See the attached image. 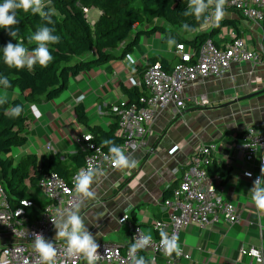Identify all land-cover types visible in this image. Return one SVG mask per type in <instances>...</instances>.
Returning a JSON list of instances; mask_svg holds the SVG:
<instances>
[{"label": "crops", "instance_id": "crops-1", "mask_svg": "<svg viewBox=\"0 0 264 264\" xmlns=\"http://www.w3.org/2000/svg\"><path fill=\"white\" fill-rule=\"evenodd\" d=\"M45 3L49 5L48 0ZM90 10L97 11L96 18L90 21L93 24L101 11ZM225 11L226 18L233 22L220 28L214 37L215 43L222 46L228 42L229 32L233 30L251 49L261 53V61L233 64L222 76L198 79L183 90L184 98L205 94L207 105L188 106L178 113L170 106L155 114L146 135L148 145L129 155L135 159L136 167L114 168L99 175L92 186L96 198L84 201L81 206L80 215L96 239L107 241L117 233L115 243L126 244L128 225L119 224L118 219L130 214L129 221L154 236L152 222L168 217L162 205L163 191L178 180L180 169L188 164L200 143L213 141L217 144L214 166L225 177L223 194L237 206L242 222L228 225L221 221L203 227L190 223L179 235L181 245L190 252L187 264H254L250 256L240 252L241 247L249 246L259 248L264 256V213L258 211L251 200L252 182L240 173L241 169L250 167L242 163L237 136L249 126L257 131L264 129V23L245 19L234 9ZM153 38L162 40L159 33L152 34L150 39ZM144 42L142 36L139 44L124 58L111 59L81 71L70 79L67 89L52 100L24 101L26 143L13 148L14 159L24 153L51 154L72 167L70 156L78 147H72L71 139L88 131L76 120V104L86 106L89 124L108 129L114 117L112 105L126 98L120 84L139 83L144 69L142 67L140 72L139 67L145 66L148 57L160 54L174 63L179 59L174 49L172 55L171 47V54L164 56L159 53L161 45L156 47L154 41L151 45L148 41L143 47ZM129 54L134 63L126 59ZM14 96L22 99L17 90L0 88V98ZM33 105L38 114L32 110ZM174 169L178 173H174Z\"/></svg>", "mask_w": 264, "mask_h": 264}, {"label": "built area", "instance_id": "built-area-1", "mask_svg": "<svg viewBox=\"0 0 264 264\" xmlns=\"http://www.w3.org/2000/svg\"><path fill=\"white\" fill-rule=\"evenodd\" d=\"M226 6L238 11L245 19L264 23V0H227ZM89 10L90 8L83 7L86 16ZM212 11V8H209L208 16L212 15ZM208 25L215 26L212 22ZM229 34L231 39L222 46L211 38H207L197 50L176 43L174 50L179 59L173 63L171 70L161 68L158 62L149 64L141 79L145 93L140 95L137 101L127 102L124 98L112 105L113 122L117 125L116 134L122 139L118 146L123 148L126 155L148 145L146 135L158 111L172 106L178 113L188 106L208 104L205 94L183 97V90L189 84L201 78L220 77L233 64H258L261 61V53L251 49L244 38L237 36L233 30ZM133 84L138 86L141 83ZM85 137L91 139L86 141ZM93 139L89 131L74 135L73 140L78 145V150L84 152V161L69 180L55 172L41 177L37 185L48 200L42 207L27 199L20 200L21 205L13 206L0 183V264H40L38 254L33 249V236L36 233L55 243L58 252L56 264H87L82 256H65V242L63 239L55 240V228L50 217L70 208L78 200L74 177L82 168H86L89 162L99 164L102 174L114 169L111 161L105 160L108 149L102 148ZM216 150L215 142H201L190 156L188 164L180 169L177 184L172 188L170 195L162 200L168 217L166 220L158 219L152 222L151 227L155 233L152 236V244L139 251L138 256H143L146 260L155 257V264H187L190 252L183 248L180 240L182 254L179 257L175 254L171 258L164 255L160 249L161 229L179 238L180 232L190 223L203 227L221 221L228 225L242 222L237 206L223 194V172H208V168L214 163ZM238 150L242 163L250 167L241 169L240 173L253 184L261 175L260 168L264 165V129L257 131L252 126L247 127L242 133ZM174 173H178V170L174 169ZM25 207H34L38 216L28 215ZM118 223H127L128 242L119 244L96 239L100 245V259L97 264H130L131 243L138 233L146 234L140 225L129 221L127 216L120 217ZM240 252L250 256L254 264H264V256L259 248L241 247Z\"/></svg>", "mask_w": 264, "mask_h": 264}, {"label": "trees", "instance_id": "trees-1", "mask_svg": "<svg viewBox=\"0 0 264 264\" xmlns=\"http://www.w3.org/2000/svg\"><path fill=\"white\" fill-rule=\"evenodd\" d=\"M83 7L101 11L93 24L88 20ZM187 7L188 0H50L45 10H51L53 24L47 26L55 28L54 34L60 37V42L49 45L54 60L48 67L41 68L37 65L32 72L9 68L3 62L2 48L9 41L15 43V40H12L5 29L0 28V74L6 75L12 84L11 88H0L7 91L17 90L22 97L6 98V103L0 105V183L13 206L21 205L20 200L27 199L42 207L48 200L37 185L41 177L55 172L69 180L84 161V152L81 150L70 156L72 167L66 166L57 156L51 154L38 156L24 153L15 160L13 148L26 143L27 115L24 101L40 103L58 97L67 89L71 78L92 66L111 59L124 58L139 44L144 35L159 33L163 41L172 36L177 44H185L197 50L207 38L215 42L214 37L220 28L233 22L225 18L218 26L212 27L208 23L196 21L192 16H184ZM227 9L233 8L225 6V10ZM206 15L208 16L207 13ZM17 19L19 23L14 26L19 29L17 39H23L25 46L31 50L35 44H28L27 37L46 25V21L39 14L25 13L22 10L17 11ZM185 22L193 26L195 31L183 32L181 25ZM156 62L169 71L174 60L169 62L160 54L148 57L145 66L139 67L140 72L144 68L141 76L149 64ZM140 83L138 86L120 84V90L127 102L137 101L145 93L143 82ZM16 104L22 105L24 111L19 117L11 118L8 111ZM74 110L76 120L93 135L94 142L102 148L108 149L103 143L104 140H112L117 145L121 143V137L116 134L115 122L110 123L108 129H101L88 123L85 105L78 103ZM242 133H237L239 141ZM208 172L213 174L222 171H217L213 163ZM177 182L176 180L165 188L163 198L170 195ZM25 208L28 215L38 216L34 207ZM127 217L130 219L131 214Z\"/></svg>", "mask_w": 264, "mask_h": 264}, {"label": "clouds", "instance_id": "clouds-1", "mask_svg": "<svg viewBox=\"0 0 264 264\" xmlns=\"http://www.w3.org/2000/svg\"><path fill=\"white\" fill-rule=\"evenodd\" d=\"M50 4V0H48ZM227 0H188V7L184 11V16H192L196 21L201 23L212 22L215 26L227 17L225 6ZM48 5L45 0H3L0 3V28L5 29L7 34L15 40V43L9 41L2 48L3 62L9 67L16 70L27 69L29 72L34 70L35 66L46 68L54 60L49 45H55L60 42V37L55 35V28L52 25L51 10L46 11ZM209 8H212V15L207 16ZM22 10L25 13L31 12L39 14L45 21L46 25L39 27L35 32L27 37L28 44H35V47L29 50L25 46L23 39H17L19 29L14 27L18 25L17 11ZM181 30L185 33H192L195 28L185 22L181 25ZM169 45L175 44L174 37L167 38ZM130 63H134L131 54L126 58ZM0 86L5 89L11 88L12 84L6 75L0 74ZM80 100L83 97L79 98ZM6 103V100L0 98V105ZM32 110H38L35 105ZM24 111L20 104L14 105L8 114L11 118L19 117ZM91 137H85L89 140ZM104 145L108 147V155L105 160H110L113 168L131 169L136 167L135 159L125 154L122 147L115 144L112 140H104ZM261 175L253 181L250 190L251 200L256 209L264 213V165L260 168ZM102 175V169L99 164L89 162L86 168H82L74 177V189L78 194V200L70 208L63 210L56 216L50 217L55 228V240L63 239L65 242L64 254L66 257H83L87 264H97L100 259L96 237L86 227L84 219L80 215V209L84 201L96 198V191L92 187L97 177ZM246 175H251L246 173ZM160 249L166 257L171 258L173 254L179 257L182 254V247L177 235H169L168 232L161 229L159 231ZM152 235L138 233L129 247L130 264H155V257L148 260L137 253L152 244ZM33 249L38 254L40 264H56L58 255L55 243L46 240L42 234L36 233L33 236ZM27 264V262H25Z\"/></svg>", "mask_w": 264, "mask_h": 264}, {"label": "rangeland", "instance_id": "rangeland-1", "mask_svg": "<svg viewBox=\"0 0 264 264\" xmlns=\"http://www.w3.org/2000/svg\"><path fill=\"white\" fill-rule=\"evenodd\" d=\"M95 15L97 16V11H96V10H89V12H88V14H87L88 20L91 21L93 17L96 18ZM90 23H91V22H90ZM179 33H181V32H179ZM181 34H182V33H181ZM151 36H152V34H151V35H144L145 42H144V44H143V47H145V44L148 43V41L150 42V45H151V42L154 41V42H152V43H154V44L156 45V47H159V45L162 46V48H161L162 50H161L159 53H161V54L164 55V56H168V55L171 54V51H172V55L174 56L175 50H174V53H173V49L175 48V47H174L175 44L169 45V44L167 43V41H162L161 39H155V38L150 39ZM185 36H186V35H185ZM170 47H171V51H170ZM155 53H156V51H155ZM70 139H71V138H70ZM71 140H72V141H71V143H72V147H73L74 149H75L76 147H78V145L74 142V140H73V139H71ZM69 142H70V141H69ZM14 149H15V148H14ZM14 149H13V150H14ZM118 236H119V234L116 233L115 236L113 235V237H111V238H107L106 240H107V241H111V242H116ZM119 238H120V237H119Z\"/></svg>", "mask_w": 264, "mask_h": 264}]
</instances>
